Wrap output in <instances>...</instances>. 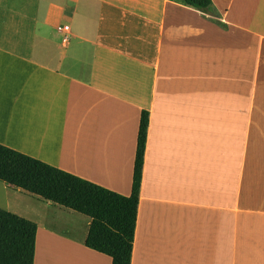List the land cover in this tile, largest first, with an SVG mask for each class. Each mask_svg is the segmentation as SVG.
<instances>
[{"label":"crops","instance_id":"1","mask_svg":"<svg viewBox=\"0 0 264 264\" xmlns=\"http://www.w3.org/2000/svg\"><path fill=\"white\" fill-rule=\"evenodd\" d=\"M212 9L0 0V143L128 195L147 114L130 264H264V0ZM1 182L33 264H111L89 216Z\"/></svg>","mask_w":264,"mask_h":264},{"label":"trees","instance_id":"2","mask_svg":"<svg viewBox=\"0 0 264 264\" xmlns=\"http://www.w3.org/2000/svg\"><path fill=\"white\" fill-rule=\"evenodd\" d=\"M211 13L212 0H176ZM147 114L141 111L128 195L0 143V180L90 217L84 244L130 264L143 171ZM37 223L0 207V264H33Z\"/></svg>","mask_w":264,"mask_h":264},{"label":"rangeland","instance_id":"3","mask_svg":"<svg viewBox=\"0 0 264 264\" xmlns=\"http://www.w3.org/2000/svg\"><path fill=\"white\" fill-rule=\"evenodd\" d=\"M4 184L0 181V198L2 200H0V203L1 204H4V200L5 198L8 196V198L10 199V194L7 192V190H5ZM13 191V190H12ZM33 195V194H32ZM33 196H36V195H33ZM28 197L27 195H24V196H20V197H14V202L18 203L21 207H27L30 205V198H27Z\"/></svg>","mask_w":264,"mask_h":264}]
</instances>
